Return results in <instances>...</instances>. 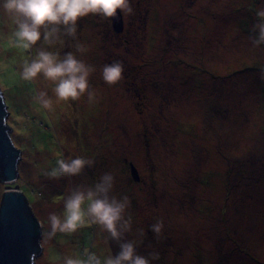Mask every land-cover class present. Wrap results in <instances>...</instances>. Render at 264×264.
<instances>
[{"label": "rangeland", "instance_id": "1", "mask_svg": "<svg viewBox=\"0 0 264 264\" xmlns=\"http://www.w3.org/2000/svg\"><path fill=\"white\" fill-rule=\"evenodd\" d=\"M130 6L122 32H114L112 19L88 16L63 46L41 36L29 50L10 42L15 26L0 13V90L21 150L16 183L41 224L35 264H64L85 249L101 259L119 250L95 225L47 235L49 214H63L71 190L94 187L105 173L114 176L110 195L130 201L125 239L141 255L158 253L152 264H264V45L250 39L264 0ZM77 43L86 51L77 52ZM40 48L60 57L72 52L95 67L91 103L87 92L57 102L51 82L21 78L23 63ZM117 61L122 79L110 86L102 69ZM40 91L51 108L34 99ZM77 157L94 164L59 180L43 174L58 159ZM160 221L157 236L151 226Z\"/></svg>", "mask_w": 264, "mask_h": 264}, {"label": "clouds", "instance_id": "2", "mask_svg": "<svg viewBox=\"0 0 264 264\" xmlns=\"http://www.w3.org/2000/svg\"><path fill=\"white\" fill-rule=\"evenodd\" d=\"M132 12L130 0H0V13L15 26L12 33L14 39L10 42L24 50L36 45L41 36L46 45L63 46L64 37L76 38L81 18L98 16L101 20H111L119 13L124 23L123 14L131 15ZM256 16L257 22L251 29L254 35L250 39L254 46H260L264 45V8L258 9ZM75 47L77 52L86 51L82 44L77 43ZM95 70L94 66L77 59L72 52L60 57L58 53L53 54L40 48L35 58L23 63L20 76L28 82L40 76L51 82L54 85L53 92L57 102L75 101L87 92L91 103L94 92L89 90V76ZM123 71L122 62L105 64L102 79L110 86L115 85L122 79ZM261 78L264 79V73L261 74ZM34 99L45 109L51 108L53 103L46 91L38 92ZM93 164L92 159L83 157L58 159L56 166L44 171L43 174L48 179L59 180L78 176L86 167L90 168ZM113 186L114 176L105 173L94 187L73 188L64 199L62 215L55 212L49 214L50 230L47 235L50 237L57 233H75L86 225H95L107 233L108 241H115L118 244L119 250L114 254L109 252L103 259L85 249L83 258L67 256L64 258V264H152V261L159 259L158 253H150L148 256L139 254L136 242L125 239V234L131 231V217L125 218L130 201L127 196L117 199L110 195ZM162 228L163 222L160 221L151 226V231L159 236ZM139 234L144 235L142 229L139 230Z\"/></svg>", "mask_w": 264, "mask_h": 264}, {"label": "water", "instance_id": "3", "mask_svg": "<svg viewBox=\"0 0 264 264\" xmlns=\"http://www.w3.org/2000/svg\"><path fill=\"white\" fill-rule=\"evenodd\" d=\"M111 19L114 30L122 32V15L118 13ZM0 92V182L6 185L0 202V264H35L36 257L43 253L41 224L25 194L18 186H11L18 179L21 150L9 134L8 106Z\"/></svg>", "mask_w": 264, "mask_h": 264}, {"label": "trees", "instance_id": "4", "mask_svg": "<svg viewBox=\"0 0 264 264\" xmlns=\"http://www.w3.org/2000/svg\"><path fill=\"white\" fill-rule=\"evenodd\" d=\"M263 100H264V93H263ZM263 107H264V101H263ZM202 181V180H201ZM207 181H209V177L207 178ZM13 187H16V186H18V184L16 183V184H14V185H12ZM5 188V187H4ZM21 189V188H20ZM22 191V190H21ZM23 192V191H22ZM24 193V192H23Z\"/></svg>", "mask_w": 264, "mask_h": 264}, {"label": "bare ground", "instance_id": "5", "mask_svg": "<svg viewBox=\"0 0 264 264\" xmlns=\"http://www.w3.org/2000/svg\"><path fill=\"white\" fill-rule=\"evenodd\" d=\"M6 20V19H5ZM9 24H10V22H9ZM9 27H10V25H9ZM114 32L116 33V31L114 30ZM213 93V92H212Z\"/></svg>", "mask_w": 264, "mask_h": 264}, {"label": "crops", "instance_id": "6", "mask_svg": "<svg viewBox=\"0 0 264 264\" xmlns=\"http://www.w3.org/2000/svg\"><path fill=\"white\" fill-rule=\"evenodd\" d=\"M3 93V92H2ZM3 96H4V93H3ZM4 99H5V96H4ZM5 103H6V101H5ZM8 106V105H7Z\"/></svg>", "mask_w": 264, "mask_h": 264}]
</instances>
